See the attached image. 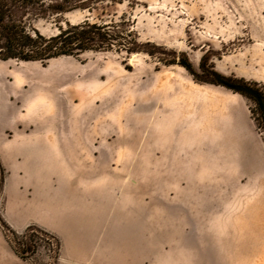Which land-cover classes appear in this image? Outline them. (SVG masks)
<instances>
[{"label":"rangeland","instance_id":"rangeland-1","mask_svg":"<svg viewBox=\"0 0 264 264\" xmlns=\"http://www.w3.org/2000/svg\"><path fill=\"white\" fill-rule=\"evenodd\" d=\"M122 16L139 42L160 49L0 61V150L18 130H43L76 169L84 201L111 203L98 246L75 264L264 262V131L252 103L162 62L184 54L197 71L205 55L220 74L264 90V0H116L62 20ZM55 20L35 27L50 36ZM8 175L0 156V234L10 247L31 244L28 237L14 242L6 230ZM18 209L7 213L11 221L38 213ZM48 234L50 245L33 234L36 250L23 261L60 263L61 242Z\"/></svg>","mask_w":264,"mask_h":264},{"label":"trees","instance_id":"trees-1","mask_svg":"<svg viewBox=\"0 0 264 264\" xmlns=\"http://www.w3.org/2000/svg\"><path fill=\"white\" fill-rule=\"evenodd\" d=\"M116 0H0V61L40 62L47 63L58 57H79L87 52L145 53L152 56L157 48L150 43H141L137 33L131 26L129 17H119L117 21L103 23L84 20L74 24L62 20V17L76 10L92 11L99 5ZM45 18H54L57 32L50 36L43 35L35 27V23ZM63 21L64 25L60 24ZM151 48V49H148ZM178 58V59H177ZM163 63L176 64L183 67L198 83L225 88L227 91L242 95L252 104L251 113L259 130L264 131V90L257 82L245 81L243 78H231L215 70L208 58H200L199 69L194 70L188 58L181 54L172 59H164ZM13 241L18 237H28L31 244L16 242L11 246L13 251L23 260L36 250L40 237H45L48 245L50 235L37 226H29L20 234L12 230ZM21 245V246H19ZM58 250V246H56Z\"/></svg>","mask_w":264,"mask_h":264},{"label":"crops","instance_id":"crops-1","mask_svg":"<svg viewBox=\"0 0 264 264\" xmlns=\"http://www.w3.org/2000/svg\"><path fill=\"white\" fill-rule=\"evenodd\" d=\"M12 138L14 139L7 140L0 150L3 164L9 172L5 179V205H9L8 212L13 211L14 214L17 212L16 206L19 207L18 210L24 211L27 206H31L38 213L28 222H20L24 214L16 215L17 220L11 221L5 209L4 220L15 232L28 228L31 223L55 235L61 242L58 264L78 263L98 246L96 235L100 230L99 226L104 229V219L110 215L111 203L100 201L97 204L99 207H93L84 201L83 195L78 193L83 188H78L77 182L73 183L72 175L76 169L70 168L64 154L55 150L53 136L43 130L22 129L16 131ZM71 189L74 195L72 197L69 196ZM106 207L108 211L100 212ZM94 214L101 215V220ZM92 216L97 220H92ZM108 225L109 222L107 230ZM27 262L12 250L6 238L0 234V264H28ZM253 264L264 262L253 260Z\"/></svg>","mask_w":264,"mask_h":264}]
</instances>
